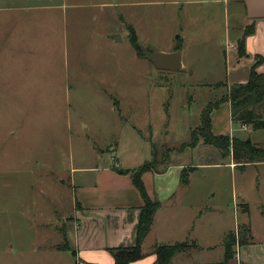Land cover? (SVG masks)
<instances>
[{"label": "rangeland", "instance_id": "rangeland-1", "mask_svg": "<svg viewBox=\"0 0 264 264\" xmlns=\"http://www.w3.org/2000/svg\"><path fill=\"white\" fill-rule=\"evenodd\" d=\"M178 1L68 0L49 11L5 13L0 264H87L66 248L76 186L92 177L80 172L84 168L134 170L161 162L148 180L150 192L161 202L174 196L193 206L179 204L177 227L169 230L180 241L187 233L181 227H193L191 238L176 242L188 250L174 264L223 262L226 239L249 222L245 205L253 209L249 220L261 224L256 218L264 212V166L232 167L233 158L222 159L202 143L180 150L202 111L249 81L254 62L249 55L239 58L237 41L256 20L247 17L242 0ZM179 47L180 71L157 69L143 57ZM221 125L231 136L264 146V129L244 132L227 113ZM192 167L198 170L184 186L182 171ZM150 241L146 256L154 253Z\"/></svg>", "mask_w": 264, "mask_h": 264}, {"label": "crops", "instance_id": "crops-1", "mask_svg": "<svg viewBox=\"0 0 264 264\" xmlns=\"http://www.w3.org/2000/svg\"><path fill=\"white\" fill-rule=\"evenodd\" d=\"M30 1L32 4L23 3L22 0H14L13 3L10 4H7L5 1L6 4H0V29L5 22L6 17L4 15L6 14L18 10L49 11L50 9L61 7V1L66 2L68 0H29L28 2ZM201 1L208 2L209 0H199L196 2ZM0 2L2 1L0 0ZM178 2L179 4H185L184 2H186L185 5H188L195 1L181 0ZM211 2L225 3V0H211ZM106 5L107 4H101V6L104 7ZM76 6L77 4L71 5L70 7L75 8ZM80 7H82V5ZM252 24L255 25V30L254 33L246 39V50L249 55L247 58L255 64L256 56L264 58V48H255V43L257 41H259V43L264 41V19L256 20ZM258 45L261 47V44ZM181 52L183 61V49ZM183 67H185L184 62ZM257 72L260 74L264 73V64L258 67ZM222 113H227L232 122L230 103H224V106L213 114L214 132L217 135H230L221 125ZM241 129L242 131L248 130V128L243 126H241ZM231 165L233 167L235 163ZM249 165L252 166L255 164ZM255 166H264V163ZM80 172L91 173L92 177L90 182H81L76 186L75 206L79 203L81 208L75 209V222L67 229L66 237L68 245L70 250L74 249L73 253L77 257L78 263H81L83 260L84 262L86 261L87 264H115V260L109 250L132 248L136 245L138 224L144 202L140 193L133 185L130 175H119L114 171L113 167L102 170L97 168H84L81 169ZM151 175V172L144 174L143 181L149 196L152 200L159 202L161 208L156 214L152 230L143 244V251L145 247L149 245V242H151L150 240H152V245L155 246L170 245L191 238L187 236H190V232L193 233V227L188 228L187 226H183L180 230H182V233H187L182 240L177 241V238L170 237L171 233L169 230L172 231L177 227L173 224L178 205L180 204L183 206L186 204L187 206H192V204L183 203V200L177 203L173 200L174 196L162 202L159 201L155 194L150 192L148 186V180ZM252 210L253 209L249 207V213H245L246 216H248L247 221L249 222L244 224L250 226L254 242L243 246L236 245L234 247L235 256L233 259L227 263L223 261L216 264H264V212L261 217L262 221L256 218V220L261 223L256 226L252 219L249 220L250 217L252 218ZM172 226H174V228L170 229ZM259 228L261 229L259 230ZM70 229L72 230L70 234H72L73 238L69 235ZM72 241L74 247L70 244ZM197 241L198 238L197 240L195 239V241L192 240V243H196ZM180 254H177L170 264H174V261L177 260ZM156 259V255L153 253L150 256L145 255L143 259L133 262L132 264H156Z\"/></svg>", "mask_w": 264, "mask_h": 264}, {"label": "trees", "instance_id": "trees-1", "mask_svg": "<svg viewBox=\"0 0 264 264\" xmlns=\"http://www.w3.org/2000/svg\"><path fill=\"white\" fill-rule=\"evenodd\" d=\"M254 24L245 30L243 36L237 41L239 58L247 57L246 39L254 33ZM135 44V43H134ZM138 50V49H137ZM180 50V47L177 48ZM144 57V56H143ZM264 64V58L255 57V64L250 73L249 81L245 84H237L231 87L227 94L214 103H210L201 114L200 125L191 132V139L180 149L185 151L187 148L194 149L202 143L210 146L220 153L222 159L233 158L237 168L244 169L249 164L264 163V146L253 143L250 138L243 139L231 135H217L213 127V114L223 104L230 103L231 119L234 124H239L253 131L264 129V73L257 72L258 67ZM222 86L224 84H221ZM161 162L155 159L148 162L138 169L129 170L119 167H113L119 175H130L131 181L140 193L144 202L141 208V214L137 230V243L132 248L111 249L115 264H132L145 257L143 253V244L152 230L156 214L161 208V204L154 201L149 196L143 181L144 174L157 171ZM198 170V167L190 169L184 168L182 171V185L187 186L190 183V175ZM76 207L81 208L77 203ZM245 212L249 213L248 205H245ZM67 240V237H66ZM254 242V237L249 225H238L236 232L228 236L225 243L226 253L224 263L234 258V247L236 245H247ZM192 248L198 247L194 243ZM67 250H70L67 245ZM183 243L170 245H156L154 254L156 255V264H170L172 259L188 249Z\"/></svg>", "mask_w": 264, "mask_h": 264}, {"label": "water", "instance_id": "water-1", "mask_svg": "<svg viewBox=\"0 0 264 264\" xmlns=\"http://www.w3.org/2000/svg\"><path fill=\"white\" fill-rule=\"evenodd\" d=\"M247 17L250 20L264 19V0H243ZM112 40L118 41L120 36L113 35ZM144 58L148 59L160 70L180 71L183 68L182 52L180 50L172 53H144Z\"/></svg>", "mask_w": 264, "mask_h": 264}]
</instances>
